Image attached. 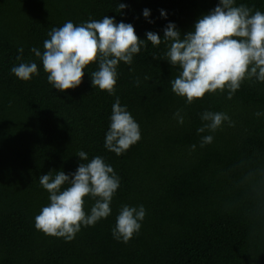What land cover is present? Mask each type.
Segmentation results:
<instances>
[{"label":"trees","instance_id":"1","mask_svg":"<svg viewBox=\"0 0 264 264\" xmlns=\"http://www.w3.org/2000/svg\"><path fill=\"white\" fill-rule=\"evenodd\" d=\"M219 2L0 0V264H264V82L246 79L230 99L225 89L189 104L172 91L181 69L165 57L167 25L174 23L183 38ZM121 3L126 7L118 12ZM240 5L264 12V0H234ZM104 16L132 24L146 45L130 65L119 63L115 94L93 87L98 63L84 69L76 88H53L31 49L43 53L54 27ZM149 31L161 37L159 45L147 41ZM30 62L39 72L30 80L12 73ZM117 98L141 134L120 155L105 147ZM205 111L225 113L231 124L198 133L209 123L201 119ZM207 135L213 141L201 147ZM79 151L89 161L102 157L120 185L111 214L94 226L82 225L67 241L35 227V217L50 203L39 177L74 173L85 162ZM94 203L85 197L86 213ZM124 205L146 210L127 243L113 236Z\"/></svg>","mask_w":264,"mask_h":264},{"label":"clouds","instance_id":"2","mask_svg":"<svg viewBox=\"0 0 264 264\" xmlns=\"http://www.w3.org/2000/svg\"><path fill=\"white\" fill-rule=\"evenodd\" d=\"M125 7L121 3L116 11ZM149 14L150 10L144 9L143 15L148 17ZM161 15H166L164 10ZM48 36L50 38L43 43V53L35 47L31 51L42 60L48 82L59 91L79 86L84 69L91 63H98V70L91 73L93 87L115 94L119 63L130 65L133 56L145 45L132 24L116 23L108 16L80 25L68 21L61 27L52 28ZM146 37L153 45L161 43V37L155 32H147ZM163 39L171 42L165 53L166 59L181 69L179 76L171 82L172 91L186 97L189 104L202 99L206 93L225 89L230 99L246 79L264 82V12L256 10L253 13L245 5L234 6V0H220L213 10L197 20L194 31L181 38L176 25L170 22L164 29ZM19 51L22 53L23 49ZM153 59L158 58L154 56ZM11 71L24 81L39 74L35 62L20 63ZM174 116L179 124L184 123L180 110ZM201 119L209 123L198 128V133L215 132L225 121L231 124L230 118L222 112L205 111ZM140 138L138 123L117 98L112 106L105 147L120 155ZM212 141V135L202 137L201 147ZM191 147L194 150L196 145ZM77 156L85 162L74 173L59 171L53 177L50 171L39 177L40 184L50 194V203L35 217V227L67 241L74 239L82 225L94 226L111 214L110 203L120 185L114 169L102 157L96 156L89 161L84 151H79ZM65 183L69 187L61 191ZM85 197L95 201L90 214L84 208ZM145 215L142 205L139 208L124 205L113 229L114 238L127 243L140 230V221Z\"/></svg>","mask_w":264,"mask_h":264}]
</instances>
